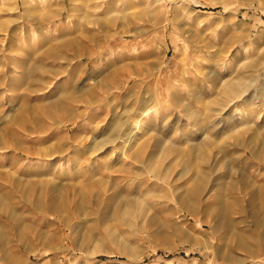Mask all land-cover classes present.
<instances>
[{"label": "rangeland", "instance_id": "obj_1", "mask_svg": "<svg viewBox=\"0 0 264 264\" xmlns=\"http://www.w3.org/2000/svg\"><path fill=\"white\" fill-rule=\"evenodd\" d=\"M0 264H264V0H0Z\"/></svg>", "mask_w": 264, "mask_h": 264}, {"label": "bare ground", "instance_id": "obj_2", "mask_svg": "<svg viewBox=\"0 0 264 264\" xmlns=\"http://www.w3.org/2000/svg\"><path fill=\"white\" fill-rule=\"evenodd\" d=\"M160 7H161V6H160ZM171 14H173V13H171ZM172 17H173V16H172ZM174 17H175V16H174ZM50 54H51V53H50ZM235 88H236V87L234 86V87L230 88L229 91H231V92H232V91L235 92ZM29 134H31V133H29Z\"/></svg>", "mask_w": 264, "mask_h": 264}]
</instances>
